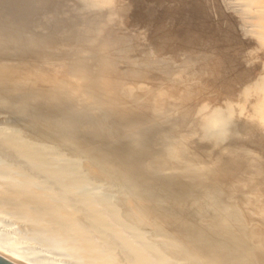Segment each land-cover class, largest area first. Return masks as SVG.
<instances>
[{
	"label": "rangeland",
	"instance_id": "rangeland-1",
	"mask_svg": "<svg viewBox=\"0 0 264 264\" xmlns=\"http://www.w3.org/2000/svg\"><path fill=\"white\" fill-rule=\"evenodd\" d=\"M204 1L0 0V130L73 159L170 260L264 264L262 50L251 58L219 1ZM241 83L254 87L240 96ZM213 111L234 117L219 137ZM17 226L1 218L0 237L29 259L5 256L76 264Z\"/></svg>",
	"mask_w": 264,
	"mask_h": 264
},
{
	"label": "bare ground",
	"instance_id": "bare-ground-1",
	"mask_svg": "<svg viewBox=\"0 0 264 264\" xmlns=\"http://www.w3.org/2000/svg\"><path fill=\"white\" fill-rule=\"evenodd\" d=\"M11 1L13 2V4H15V8H19V9H23L28 3L26 2V0H11ZM79 1H83V2L91 1L93 4H95V6H99L100 3V0H79ZM217 1H219V5H221L220 7H222L221 10L225 12V14L222 12L223 16L228 14L227 17L229 16L231 17L233 24L235 25V31L237 32V34L241 36L243 42L247 44L246 47L248 49L250 48V50L252 49L251 52L255 51V53H256L255 49L262 50L263 57L261 59L263 62L262 63L259 62V64L261 63V68L259 67L260 71H258L261 73H258L259 76L256 77L257 79L254 78L258 80V82L255 85V87L257 88L254 89H259V91L262 92V98H261L262 100L258 104V108L261 107L262 109H264V0H217ZM207 2H209V0ZM211 2L209 4H211ZM196 13L194 12L193 14ZM222 13H220V15ZM12 14L15 15L16 13H12ZM200 15L202 16V14ZM200 18L202 19L204 17L202 16ZM24 20L26 21V19ZM176 40L178 41L177 37ZM245 51L247 50H244V54L246 55L247 52L245 53ZM250 53H248L249 57L251 56L249 55ZM255 53H254V57L252 56L251 58H255V55H257ZM245 57L249 59L247 55ZM250 59L249 61H251ZM246 61L247 59L245 60V62ZM249 61L247 62L249 63ZM245 64L248 66L247 63ZM258 74L255 75L257 76ZM250 75L251 74H249V76ZM245 76L246 78L248 77V75ZM85 77H87V75ZM91 80H93V78H90L88 76L87 82L89 85L92 84ZM246 82L248 84L250 81L248 82L247 80ZM245 83L244 85L246 86V88L247 86L248 88L250 87V91L248 90L249 92L246 89V91L250 93L252 89L251 87L254 86L252 85L249 86ZM242 84L243 83H241V86ZM243 86L241 90H239L241 92L240 96H243L242 89L245 88V87L243 88ZM254 89L253 91H255ZM236 90L238 91V89ZM257 91L253 92L254 94H249V95L245 91L244 92L248 95L247 96L245 94L247 97L252 95L253 97L254 95L256 97ZM259 95L257 94L258 98H260ZM232 98H234V95ZM254 99L255 98H253V100ZM253 100L251 98L250 102H252ZM246 102L247 104L250 103L248 101ZM244 104H245V100H244ZM202 105H206V103ZM213 106L211 105L212 108ZM228 106L230 107V105ZM248 106L251 107V103L249 105H246V107ZM206 107H209L208 104L206 105ZM211 107L209 108L211 109ZM216 107H218V105ZM225 109L227 110L228 108L225 107ZM238 109L240 110V106L237 107V110ZM201 110L202 113L200 112ZM201 110L199 112L201 113L203 118V114H205L206 111L204 113L205 109L204 110L201 109ZM226 110L223 111V113L224 112L226 113ZM250 110H248V112ZM240 111L242 112V110ZM223 113L221 112L223 117L220 116L219 113H217V111H213L211 113L207 122H205L206 123L205 126L207 127L208 130V134L213 133L215 134V136L217 134L218 137L222 134L224 128V122L226 121L227 118L226 117L227 114L225 118L224 117L225 113L224 114ZM245 113L247 112L244 111V116H246ZM251 113L253 114V112L250 111V114ZM250 114L249 116L251 117L252 114L251 115ZM206 115L207 114H205V117L203 119L207 118ZM232 117L231 115H229L228 120L230 118H231L230 120H233L234 117L233 118ZM235 118H240V115ZM228 120L227 122H229ZM202 122H204V120ZM203 125L200 126L202 127ZM203 127L201 131H203ZM228 131L230 132V130ZM212 139H217V138H214L213 136L211 140ZM0 149H3L2 152H4V154L7 153L8 157L12 155L13 158L12 157L11 158L13 160H16V161H11L10 158L9 159L10 161L9 160L7 161L8 158L7 159L5 158L6 161H3V159H0V217L1 218L3 219L5 218L9 222L13 221V223L18 224L19 226L17 227L21 226L30 235L39 239L47 246L57 249L58 252H60V254L71 258V260H73L76 264H132V263L133 264H185V262L183 263L181 262V260L179 261L178 259L175 258H174L175 260H170L169 258H167L168 255H166L163 252H160V250L158 249L156 250L155 244L153 242L148 241V233L146 231H143L142 229L140 230L139 228L140 226L138 227L139 224L131 226L130 222H132L133 224L134 222L132 220H129L127 217H124L123 214L120 213L121 215H123L120 216L117 204L111 203L112 202L111 199L107 200L109 198L105 196L104 191L102 190L104 185L99 181L97 182V180L96 182L95 180L91 181L93 179H88L89 177L87 178L86 175L84 176L81 173V169L79 170V166L76 164V162L73 159L67 158L60 153L54 152L53 150H50L44 145H36L32 142L25 141L21 139L15 132L5 131V130H0ZM9 152H11V155ZM227 178L229 177L227 176ZM80 214H82L81 217ZM113 245L114 246L119 245L121 248H124L122 249V252L124 250L127 252L126 259L124 258L125 254L123 255L125 261H120L117 258V256L114 255L115 253H113V250L115 252V247ZM113 247L114 249L112 250ZM3 249L9 251L12 254L11 256L14 255L24 259H29L26 252L23 253L17 250V247L14 242H12L8 238L0 237V250ZM203 249L204 248H202V250ZM1 252L0 255L10 259L11 261L17 264H20L15 260V258H9L4 254H2ZM33 262L35 264H42L41 260H38V258H35Z\"/></svg>",
	"mask_w": 264,
	"mask_h": 264
},
{
	"label": "water",
	"instance_id": "water-1",
	"mask_svg": "<svg viewBox=\"0 0 264 264\" xmlns=\"http://www.w3.org/2000/svg\"><path fill=\"white\" fill-rule=\"evenodd\" d=\"M0 264H17L13 261H11L10 259L0 255Z\"/></svg>",
	"mask_w": 264,
	"mask_h": 264
}]
</instances>
